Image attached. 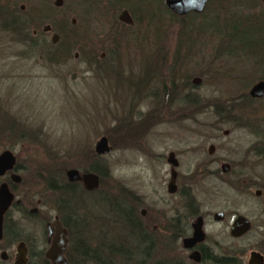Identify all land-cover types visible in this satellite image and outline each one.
<instances>
[{"label": "rangeland", "instance_id": "obj_1", "mask_svg": "<svg viewBox=\"0 0 264 264\" xmlns=\"http://www.w3.org/2000/svg\"><path fill=\"white\" fill-rule=\"evenodd\" d=\"M16 1L17 7L23 5L24 9H46V18L40 19L37 31L30 26L32 33H37L35 40L39 43L38 46H30L21 42L22 31L19 21L16 20L26 17L12 12V5L0 8V146H11L20 155V162L26 166L25 174L29 179V185L25 183L26 187L30 186L34 191L39 187L44 191L46 188L49 190L48 180L42 179L45 171L43 168L52 172L50 182L54 189L64 183L65 172L72 168L71 165L83 169L93 164L102 172L105 182L103 187L108 194L115 193L119 183L124 188H132L140 167H143L141 170L144 174L147 172L146 167L157 171L160 165L157 161L148 163L144 158L137 160L138 154L133 141L128 140L133 131L131 126L142 120V117H148L153 121L149 122L153 148L159 150L168 144L185 146L182 169L188 174L191 192L195 195L201 194L204 208L216 204L213 200L214 188L221 190L219 194L230 196L235 211L249 217L255 225L252 236L236 243V246H256L261 236L260 231L263 230L259 226L260 222H264V189L262 188L261 197H257L254 191L261 188L258 184L246 190L248 187L234 176L230 179L233 180V187L226 189L222 180L215 176L218 164L216 165L212 155L208 153V147L213 144L217 155L233 160L236 171L243 166L239 163L243 161L246 147L260 137L251 131L252 126L250 128L245 125L242 112H235L223 121V116H218L214 107L217 103L228 100L225 96H220V93L234 92L238 95L246 92L263 75V67L255 62L247 63L248 58L244 53L234 49L230 50L231 54H217L221 51L215 50L219 45V37L207 35L198 40L196 38L193 47L197 46L190 49L196 50L197 54L187 66L191 80L199 77L197 73L200 69L203 70L209 58L217 54L221 61L219 63V58L214 61V65L218 66L216 82L210 85L199 77L201 82L192 84L191 91H185L187 94L183 99L165 100L160 90L165 84L164 78L148 75L150 62L145 58V52L140 51L142 48L135 45L148 44L151 30L154 29L152 27H163L162 22L160 25H157L158 22L153 25L154 22L143 20L141 27L135 26L125 35H120L119 39L125 40L113 42L114 45L125 44L119 49L109 46V27L107 20L100 14L96 0H62L60 6L55 5V0ZM240 2L245 3H240L242 6L237 8L230 18L231 21L263 20L264 10L260 3L254 7V0ZM11 18L17 22L14 28L8 21ZM64 18L69 23L74 19L72 30L77 37L73 40L78 38V43L68 59L50 63L45 58L43 40L51 42L52 32H44L45 26L57 24ZM173 20L171 17L164 20L165 23L169 22L166 24L164 44H169L170 50L163 51V58L171 56L174 50L177 27L171 25ZM208 20L209 16H188L182 22L185 28L191 26L188 28L195 30L199 23ZM187 44L186 41L185 47ZM101 52L107 53L104 59L100 57ZM244 71L248 77L244 76ZM146 77L153 78V88L158 94L141 100L135 95L137 82ZM187 95L201 97L207 106L198 108L200 112H195L196 109L189 112L175 111L176 107L186 105ZM182 100L185 102L182 103ZM137 106L142 112L150 110V116L137 115ZM161 118L163 120L160 121ZM257 127L260 129V126ZM218 128L221 130L218 131ZM222 129H229L230 132L224 135ZM126 134L127 138H123ZM102 135L107 136L112 150L91 159L88 154L84 156L86 149L91 150L92 154L95 153L94 145ZM245 166V171L253 175L248 174L253 179L246 181H263L260 176L264 172V164L250 160ZM62 167H65L64 174L60 170ZM164 168L168 169L167 166ZM51 194L53 198L55 193L52 191ZM82 199V206L92 214L91 225L95 228L101 221V208L104 207L98 201H88L87 197ZM109 203V199H106V225L112 227L107 228L106 235H114L121 229H115L113 207L108 209ZM53 205L56 209L54 202ZM79 209L82 207L78 206L75 211H80ZM60 210L65 212L66 207H60ZM79 213L76 212V215ZM248 257L249 253L244 264Z\"/></svg>", "mask_w": 264, "mask_h": 264}, {"label": "flooded vegetation", "instance_id": "obj_2", "mask_svg": "<svg viewBox=\"0 0 264 264\" xmlns=\"http://www.w3.org/2000/svg\"><path fill=\"white\" fill-rule=\"evenodd\" d=\"M240 1L206 0L201 11L188 10L178 14L168 7L166 0H96L100 14L107 20L106 24L109 27L108 32L111 35L109 46H116L119 49L124 47L125 44L114 45L113 42L121 41L123 38L119 39L120 35H125L133 27L138 25L141 27L143 20L154 22L153 25L157 22V25H160L162 22L163 27H152L154 29L151 30L148 44H135L142 48L140 51L145 52V58L152 57L157 50L167 52L170 50V45L167 43H155L159 38H155V35L166 36V24L169 22L165 23L164 20L171 17V12L181 17L209 16L213 21H220L232 18L237 8L245 3ZM259 3L264 10L263 0H254L253 6L256 7ZM20 8L24 9L23 5ZM71 22L74 23V19ZM44 31L52 32V42L55 33L52 27ZM183 31L185 32V29ZM33 33L35 34V31ZM58 36V40L52 42L53 44L59 41L60 35ZM37 44L35 46H38ZM176 46L174 44L173 51L176 50ZM230 48L243 52L248 58L247 63L255 62L258 56L254 52L257 50L256 47L252 45L244 47L234 45ZM186 49L185 45L178 48L181 53ZM106 55V52H101V59ZM258 65L264 70V61ZM244 72L246 77L247 72ZM152 82V77L137 82L135 95L138 99L144 100L158 94ZM258 82L264 83V73L244 93L238 95L234 92L220 93V96H225L226 99H246L242 109V115L247 123L245 125L250 128L252 126L251 131L260 137L258 141H253L246 147L243 161L239 163L243 166L236 171L235 162L217 155L213 144H210L213 145L212 151L209 145L208 153L212 155L216 165L218 164L215 176L222 180L226 189L233 187V180L230 179L234 176L248 187L246 190L258 184L261 188L255 189L254 194L261 197L262 188L264 189L262 177L264 172L260 176L263 181L256 182L246 181L253 179L249 177L253 175L245 171V165L250 160L264 164V92L261 96L250 94V90ZM160 90L165 100L169 98H173L174 101L181 100L187 94L181 91L172 92L166 84H163ZM218 106L219 103L215 105ZM135 111L141 117L150 116V110L142 112L138 107ZM175 111L179 112L181 109L176 107ZM233 114L235 111H230L223 121ZM141 119L131 126L133 131L128 140L133 141L138 154L137 160L144 158L148 163L157 161L160 165L157 171L146 167L147 172L144 174L141 170L143 167H140L132 188H124L119 183L118 190L111 195L103 187L105 182L102 172H94L99 176V182L93 189H88L80 178L68 179L65 172L66 179L58 188L52 189L50 185L53 184L50 182L49 190L46 188L44 191L39 187L34 191L30 186L25 185V183L29 185V179L25 174L26 166L20 162V155L11 146H0V154L9 151L13 156L12 160L6 158L0 160V190L3 189L11 195L8 205L1 214L0 264H244L248 253L246 264H264V222H260L259 227L263 230L260 231L261 236L256 246H236V243L252 236L255 228L252 220L236 212L231 197L227 194H219L221 190L218 188L213 189L215 191L213 200L216 204L204 208L201 194L195 195L191 192L188 174L182 169L185 146L168 144L159 150L154 149L150 140L151 120L148 117ZM257 126H260V129ZM219 130L221 128H218ZM221 132L227 135L230 131L222 129ZM127 135L123 138H127ZM223 164L229 165L226 171L222 169ZM165 166L168 167L167 170ZM69 169L78 170L80 176L92 172L79 167ZM52 191L55 193L53 198ZM85 197L88 201L100 202L104 207L101 208V221L95 228L91 225L92 214L81 204L82 201L84 202L82 198ZM106 199L110 202L108 209L113 207L115 229H121L114 235H106L107 228L112 227L106 225ZM63 206L66 207L65 212L60 210ZM78 206L82 209L75 211ZM51 211L54 213L52 214ZM76 212H80L79 215H76ZM239 215L250 221V227L244 233L235 236L232 227L236 216ZM195 223L198 224L199 233L196 237L193 227ZM58 225L64 235V245L59 253L62 263L53 260L48 253L58 231Z\"/></svg>", "mask_w": 264, "mask_h": 264}, {"label": "trees", "instance_id": "obj_3", "mask_svg": "<svg viewBox=\"0 0 264 264\" xmlns=\"http://www.w3.org/2000/svg\"><path fill=\"white\" fill-rule=\"evenodd\" d=\"M21 1L25 2L26 0ZM10 5L13 6V11L11 9L12 12H18L26 17L25 19H21V17H19L18 19L15 18L17 22L19 21L18 25L22 31L21 38L23 40L20 38L22 40L21 42L26 43L30 46L37 44L35 40V35L37 33H32L31 29L33 28V30L37 31L40 19L44 17L46 18V14H44V10L46 9L44 8L43 10L37 7L21 9L20 7H17L16 0H0V8L10 7ZM170 14L171 18L174 19L173 22H171V25L177 27L174 40L175 44L177 45V48L175 51H173V53L171 52V56L167 55V57L164 58L162 55L163 51H155L154 55L148 58L150 62V72H148V75L154 74L156 78L162 76L164 78L166 86L169 87L172 92H190L191 88L193 87L191 86V74L189 73V69L187 66L188 64L192 63L193 57H195L197 54L196 50L191 51L190 49L196 42V38L198 40L199 38H203L207 35L208 37H219V45H217V47L215 48V50L221 49L220 52H217V54L219 55H221V53L231 54L232 51H230V47L234 45H240L241 47H244L246 45H252L256 47L255 49L257 50L254 52L258 54V56L255 58V64L258 65L260 64V62L264 61V18L263 20L233 19L232 21L227 18L221 19L220 21H213L210 19L204 23H199L196 29L191 31V28H188L191 26H187L185 28L182 22V19L188 16L181 17L172 12ZM62 20L63 21L58 22L57 24L52 23L51 25L52 31L60 35V40L56 44L43 40L44 54L46 55L45 58L50 63H59L68 59L72 54V50L76 47V44L78 43V38L76 40H73L77 36H75L76 34L72 30V23H69L65 18ZM8 21L10 23V26L13 28L17 25L15 24L17 22L13 18L8 19ZM30 26H32L31 29ZM184 29L185 32L183 31ZM163 36L164 35H155V38L159 37L157 40H155V43L164 44L165 36ZM186 41L188 43V50L186 53L183 54L180 50H178V48L181 47V45H184ZM217 54L211 56L207 61L206 67L203 70L200 69V71L197 73V76L201 77L204 83L212 85L214 82H216L215 73L217 72L218 66L214 65V61L219 58V55ZM220 61L221 59L219 58V63ZM186 98V105H184V107H178V109H181V111L185 110L186 112H189L194 111L196 109L195 112H200L201 110L198 108L202 109L207 106V103L201 97L199 98H201L202 100H199V98L196 96L189 95H187ZM185 101L182 100V103ZM245 101L246 99H228L225 102L221 101L220 106L214 107L215 113H217L218 116H223V118L226 119V116L230 111L242 112L243 103ZM108 136L111 141L112 138L109 134ZM87 154L90 156L91 159L92 157H95L96 153L92 154L91 150L86 149L84 156H86ZM73 166L75 165H71V167ZM43 169H45V171L43 173L44 176L42 177V179L48 180V183L50 185L52 172H49L47 168ZM64 169L65 167H62L60 169L62 174H64ZM83 169L87 171L101 173L100 169L93 164Z\"/></svg>", "mask_w": 264, "mask_h": 264}, {"label": "water", "instance_id": "obj_4", "mask_svg": "<svg viewBox=\"0 0 264 264\" xmlns=\"http://www.w3.org/2000/svg\"><path fill=\"white\" fill-rule=\"evenodd\" d=\"M205 2L206 0H166L168 7L172 11L178 14H183L187 12L188 10L201 11L204 7ZM61 3H62V0H55V5L60 6ZM45 29L50 30V26L46 25ZM58 38H59L58 34L54 33L52 36V42H56ZM200 81L201 79L199 77H194L192 80L194 84H197ZM263 92H264L263 82L256 83L250 90V94L252 96H261ZM212 148H213V145H210V151H212ZM111 150H112V147L109 145L108 138L105 135H102L96 141L94 145V151L98 155H105ZM4 158L12 160L13 156L9 151H5L0 154V160ZM228 166H229L228 164H223L222 165L223 171H226ZM66 176L70 180H75V179L80 178L83 181V184L88 189H93L97 187L98 182H99V176L94 172H87L80 176L78 170L69 169L66 171ZM10 196L11 195L6 193L5 190L3 189L0 190V222H1V214L5 210L6 206L8 205L10 198H11ZM59 227L60 225H58V228H57L58 231L56 233V236L53 239L51 247L48 250V253H49V256L53 260H57L59 263H62L59 253L61 252V248L64 245V235H63V231L61 230V227L60 228ZM193 227H194V237L199 236L198 224L195 223ZM249 227H250V221L244 216L239 215V216H236L235 218V222L232 227V232L235 236H238L244 233L245 231H247Z\"/></svg>", "mask_w": 264, "mask_h": 264}]
</instances>
